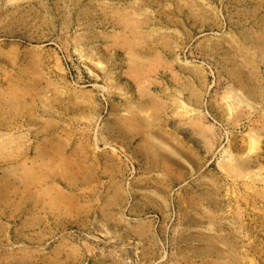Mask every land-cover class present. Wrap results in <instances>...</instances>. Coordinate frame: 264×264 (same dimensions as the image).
Segmentation results:
<instances>
[{
  "label": "rangeland",
  "instance_id": "374dc122",
  "mask_svg": "<svg viewBox=\"0 0 264 264\" xmlns=\"http://www.w3.org/2000/svg\"><path fill=\"white\" fill-rule=\"evenodd\" d=\"M0 264H264V0H0Z\"/></svg>",
  "mask_w": 264,
  "mask_h": 264
},
{
  "label": "bare ground",
  "instance_id": "6f19581e",
  "mask_svg": "<svg viewBox=\"0 0 264 264\" xmlns=\"http://www.w3.org/2000/svg\"><path fill=\"white\" fill-rule=\"evenodd\" d=\"M240 102V101H239ZM234 105V104H233ZM231 107V106H230ZM257 143V142H256ZM253 144H255V142L253 143ZM257 147V146H256ZM255 148V147H254ZM254 152V151H253ZM230 156V155H229ZM231 158V157H230ZM230 170V169H229ZM231 172H232V170H231Z\"/></svg>",
  "mask_w": 264,
  "mask_h": 264
}]
</instances>
